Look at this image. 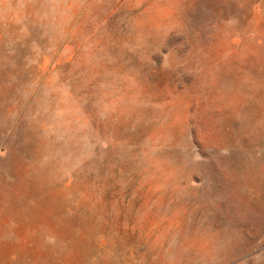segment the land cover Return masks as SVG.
Here are the masks:
<instances>
[{
	"label": "rangeland",
	"instance_id": "rangeland-1",
	"mask_svg": "<svg viewBox=\"0 0 264 264\" xmlns=\"http://www.w3.org/2000/svg\"><path fill=\"white\" fill-rule=\"evenodd\" d=\"M0 264H264V0H0Z\"/></svg>",
	"mask_w": 264,
	"mask_h": 264
}]
</instances>
